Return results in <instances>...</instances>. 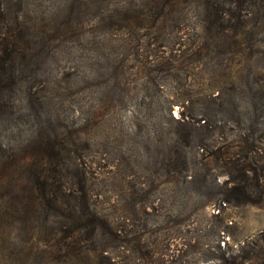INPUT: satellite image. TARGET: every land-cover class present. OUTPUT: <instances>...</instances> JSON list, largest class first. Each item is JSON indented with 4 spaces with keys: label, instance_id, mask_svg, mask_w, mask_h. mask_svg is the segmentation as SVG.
<instances>
[{
    "label": "rangeland",
    "instance_id": "obj_1",
    "mask_svg": "<svg viewBox=\"0 0 264 264\" xmlns=\"http://www.w3.org/2000/svg\"><path fill=\"white\" fill-rule=\"evenodd\" d=\"M19 1L43 49L0 101V264H232L263 248L264 202L220 199L245 127L264 188V0L224 44L203 26L208 0ZM184 108L219 124L194 125L178 170ZM51 144L67 170L40 190ZM81 204L106 221L96 237Z\"/></svg>",
    "mask_w": 264,
    "mask_h": 264
},
{
    "label": "trees",
    "instance_id": "obj_2",
    "mask_svg": "<svg viewBox=\"0 0 264 264\" xmlns=\"http://www.w3.org/2000/svg\"><path fill=\"white\" fill-rule=\"evenodd\" d=\"M248 3L250 5H257L255 0H208L206 2L207 15L204 20L206 21L203 25L204 28L209 31L211 28L219 25L221 44L235 39L239 27L246 25L245 20L248 13L245 11V8ZM261 8H264V6ZM20 10L19 0H0V30L4 29L5 32L0 37V101L3 98V93L15 87L14 73L16 69L20 68L23 59L28 54H38L43 49V46L38 42L40 38L37 40V36L31 34V29L25 23L23 25L20 23ZM39 46L40 48H38ZM218 99L220 97L215 98V100ZM249 109L247 107V110ZM201 118L195 121L192 120L186 108H184V112H181L178 119H174L170 115V120L179 128V131L173 137L176 146L173 153V166L175 169L186 170V161L184 160V155L180 153L179 143L196 140L192 133L195 130L194 125L202 122L199 127L212 132L215 128L213 124H219V121ZM247 122L249 123V120ZM250 136L251 133L248 127H245L244 132L240 133V140L242 142L240 157L233 161L230 159L223 161L224 175L227 179L222 184L223 192L220 199L222 204L259 205L264 202V188L259 183V172L256 166H254L252 158H250V153H254L256 150L254 151V148L246 150L247 146L251 143ZM199 142L201 143L202 139ZM177 146L179 147L177 148ZM53 147L54 144L48 147V150L45 151V162L42 163L38 171L31 175L34 186L40 190L46 189L47 184L51 186V182H53L55 176L62 170H67V167H63L60 161H58V157L55 155L58 152L57 150L54 151ZM205 150L207 151L208 147ZM208 152V156L210 157L219 159L218 156H220V158H223L216 150H209ZM52 154L54 155L52 156ZM76 183H79L78 180ZM78 207L77 221L81 220V222H84L86 220L90 224H93L89 228V224L87 223L88 225L84 230H87L88 234H90L89 238L91 234L96 237L99 230L105 229L106 221L96 212L90 213L91 215L88 217L85 216V208L87 207L84 204ZM243 246V248H240L238 255L231 258L232 264H264V247L254 248L252 243ZM237 259L238 261H236Z\"/></svg>",
    "mask_w": 264,
    "mask_h": 264
}]
</instances>
